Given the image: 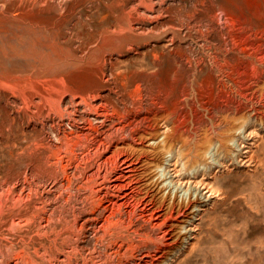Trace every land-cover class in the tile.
Listing matches in <instances>:
<instances>
[{"label": "rangeland", "instance_id": "374dc122", "mask_svg": "<svg viewBox=\"0 0 264 264\" xmlns=\"http://www.w3.org/2000/svg\"><path fill=\"white\" fill-rule=\"evenodd\" d=\"M6 80L21 85L20 89L2 87ZM30 82H42L48 91L42 88L41 93L30 95ZM58 85L62 89L61 101L56 104L60 113L55 112L56 105H50V110L41 106L42 114L37 113L41 96L45 98L48 92L57 95ZM134 87L142 93V111L135 116L137 109L130 105L129 111L122 110L127 115L124 138L117 136L105 143L128 141L137 146V158L129 160L137 165L136 175L124 187H111L109 196L118 197V202L117 194L122 191L147 196L150 176L156 171L152 166L155 153L147 142L140 147L132 137L137 132L169 133L182 160L176 156L177 170L167 175L185 181L188 172L181 169L185 161L196 165L197 179L204 178L211 188L209 197L199 188L202 209L194 207L198 213L190 219L213 240L205 243L211 244L209 259H200L201 245L190 250L184 243L171 252L167 264H214V259L220 264H264V0H0V264H27L16 259L13 250L24 242L38 246L34 232L40 228L51 235L55 207L67 218L70 209L78 212L84 190L73 189L69 197L68 189H59L60 180L66 179L52 173L56 167L50 156L53 148L63 155V164L68 162L70 149L64 148V134H80L81 140L70 145L76 157L67 172L74 184H83L96 170L100 161L93 162V155L97 150L102 158L107 154L106 146H96L114 132L119 125L117 117L110 105L105 111L113 114V127L102 115L87 113L79 94L109 92L111 101L122 108L123 94ZM26 94L30 96L27 99ZM99 101L103 99L92 103ZM86 116L97 127L92 143L84 139ZM239 126L240 131L236 130ZM206 133L215 145L222 136L235 138L230 152L222 145L216 155L221 164L212 161L213 157L209 166L200 164L198 155L207 145ZM40 135L43 156L34 145ZM85 165L88 168L83 170ZM166 165L173 167L168 161ZM202 169L203 175L199 174ZM104 172L102 166L98 181ZM38 190L41 200L32 201ZM135 203L138 208L151 205L144 199ZM85 217L90 216L84 215L79 222ZM89 227L87 224L85 241L80 244L89 248L84 247L89 254L96 248L92 254L97 257L102 247L95 243ZM63 235L58 240L64 239ZM42 250L40 245L41 261L48 264L49 255ZM85 250L83 254L88 255ZM61 251H53L60 261L64 258Z\"/></svg>", "mask_w": 264, "mask_h": 264}, {"label": "bare ground", "instance_id": "6f19581e", "mask_svg": "<svg viewBox=\"0 0 264 264\" xmlns=\"http://www.w3.org/2000/svg\"><path fill=\"white\" fill-rule=\"evenodd\" d=\"M95 63H97L96 65L101 67L98 62H95ZM223 66H224V64H223ZM222 72H225V71L222 70ZM222 76H224V75H222ZM110 77L114 79L116 76L111 74ZM41 83H31V82L29 83V85H32L29 87L30 91H31L30 95L37 93V92L41 93L42 88L45 89L46 91H48L47 86L44 85V83H42V84ZM221 84H222V82H221ZM6 86H14V87L18 86L20 89L21 85H14L10 82V80H6L3 83L2 87H6ZM59 87H60V85L55 87V91H56L57 95L53 96L50 92H48L46 94L45 98H43V96H41L40 104L37 101L38 106H39V110L37 113L42 114V112H40L41 106L42 107L45 106L47 108V110H50V105L52 107H54L56 104L57 105L59 104V101H61L60 93L62 94V89H60ZM114 91L116 92V90H114ZM21 92L24 93L23 91H21ZM130 92H132V93H130ZM140 92H141L140 88H138V87L133 89L132 91H125V94H123V96L121 98V103H123V106H124L122 108L118 107L116 105L117 103L114 104L111 101L112 97L110 96L109 92L106 94H102L99 91H93V92H87V93H80L79 94L80 102H82L85 105V107L87 109V113L89 111V112L93 113L94 116L95 115H97V116L102 115L103 118L105 119V121L111 120L110 126H112V127H113L112 124H114V122L116 120L119 123V125L115 126L113 133H111V134L108 133L109 135H106L104 140H100L98 142V145L96 146L97 149H99V146L104 145L107 147V151H106L107 154L102 158V156L99 154L100 151L99 152H98V150L96 151L95 155H93L94 156L93 162H94V160H99L100 163L97 162L98 164H97L96 170H94V172L91 176L85 177L86 181L83 184L82 183L81 184H74V181L70 177H68V175H69L68 174V172H69L68 168L70 169L72 167L71 166V163L73 162L72 160L74 157H76V155L74 154L73 148H71L70 145H71V142L73 143V142H76L78 139H80V134L77 132L75 134H73L71 132L69 134L63 133L64 134L63 144L65 146L64 148L67 147L68 149H70L69 150L70 155L68 157V162L63 164L61 162L63 155L62 154H61L62 156L60 155V153H59L60 151H57V148L55 150H53L54 149L53 148L50 151V156L55 158L54 164H56V167L54 168L55 170L52 168V170H53L52 173H58V175H61L63 177V179L64 178L66 179V181L60 180L59 189H68L67 193L69 194L68 195L69 197L73 196L72 192H71V190H73V189H76L77 191L84 190V194L82 193L83 196L79 197V199H78L79 201L77 200L78 201V204H77L78 205L77 206L78 212L76 213L74 209L73 210L70 209V211L68 212L70 217L68 216V218H67L64 214H62L60 212L61 210L59 211L58 207H55L51 211L53 214V216L51 215L52 216L51 218L54 219L53 227H52V229L50 228L51 235H48L49 233H47L43 228L35 230V232H34L35 238L34 239L36 241H38V246L35 244L30 246L28 242H24L22 246H20L19 248L16 249V251H14L15 249L13 250V248H11V250H9V251L12 252V250H13V252H15L16 259L22 258L23 262H25L27 264H29V262L31 264H44L42 262L43 261L42 260V254H40V251H39L40 245L42 246V249H43L42 252L48 253V255H49L48 264H57V263H59V264H71L72 262L74 264H167L168 263L167 259H168L169 255L171 254V252L182 247L181 245L184 243H187L185 245V247H187L190 250L196 246L201 245L200 246V251H201L200 259H203V256H204V258H208L211 255V254H209L210 253L209 248H211L210 247L211 244L206 245L205 243H209L213 239L209 236L208 233L204 234L203 229L201 227L197 226V224H193V222H191L192 220L190 219V216L192 214L198 213V212H195L194 210H192L194 207H197V209H202L201 207H199V205L201 202L200 196L203 194H202V191L200 193L199 188L203 189L204 195L207 197L210 196L209 194H210L211 188H209L210 186H208V184L204 180V178H201L200 180L197 179V177H198L197 169L198 168L197 169L195 168L196 165H191V164L187 165L185 163V161H182V168H181V169H183V171L188 172V176L185 179V181H182V180L180 181L178 178L173 180L170 176L167 175L169 171L176 172V170H177L175 168L176 162H177L176 156H179V158L182 157L181 151H177V150L174 151L173 144H172V137L169 133H163V134L162 133H160V134L159 133H154V134L150 133L149 134V132H137L135 134V136L133 135V137H132V138L138 140V143L140 142V144H141L140 147H143L142 145L144 144V142H147L146 143V144H148L147 147L149 148V146H150V148H151L149 150H153L155 153L154 157H153L154 162L152 163V166L154 167V169L156 171L154 173H152V175L150 176V179L152 180V181H150L152 186L150 185L151 190L146 191V193H148V194H146L147 196L141 197L139 192H137V191L135 192L134 190H133L134 192L133 191H129V192L122 191V194L118 193L117 196H120V198H121V200L119 202L117 200L118 197L114 199V198H111L109 196V190L111 187H124L127 184H130V182L133 181V179H134L133 176L136 175L134 171H136L137 165L135 162H133V161L130 162L129 160H130V158H132V156H135L137 154V153H135V150H137V146L135 144H133L132 142H128V141L122 142V144H116L113 142L110 144L108 143L109 146H108V144L106 145L105 142H107V141L110 142L109 140L111 138H115L117 136L119 138H121V136L123 135V131L125 130V123L127 121V115H125L124 114L125 112L123 113L122 110L129 111V108H131V107H129V105H130V106L134 107V109H137L134 111L133 115L136 116L140 112V110L142 111V109H141L142 108V96H141L142 93H140ZM121 95H122V93H121ZM25 97L27 99L30 96L28 94H26ZM96 98L97 99L98 98L103 99V101H101V102L99 101L98 104L92 103V100H94ZM32 103H33V101H32ZM150 103L154 104L155 102L150 101ZM23 105L24 106H22V107H24L26 110L25 103H23ZM109 105L111 106L112 113H114L117 117L116 120L113 119V114L111 113V111H110V113L105 111L107 106H109ZM145 109L147 110V108H145ZM57 110H58V106L56 107L55 112L60 113ZM75 110H76V108H75ZM7 114H9V113H7ZM85 118H87L85 120H88V125H87L88 130H87V133L84 134V139H86V140H88V142L92 143L93 140L95 139L94 138L95 135L93 132L97 131V127L93 126V124L91 123L92 121H90V118H88L87 116ZM143 118L146 119L147 116H143ZM83 119H84V117H83ZM13 120H14V117H13ZM147 120H148V118H147ZM10 121H11V125H12V119ZM104 123L105 122H103V124ZM6 126H7V123H6ZM240 129H241V127L239 126V127H237L236 130L240 131ZM69 131H72V130H69ZM149 131H151V130H149ZM4 138H5V136H4ZM8 138H10V137L8 136ZM35 138L36 139L34 142L36 144H34V145L37 146L36 149L38 150V153H40L41 156H43V153H42L43 138H41V135L38 136V138H37V136ZM205 138L207 140V145L198 155L201 158V159H199V160H201L200 164L204 165V166H209L211 163V162L209 163V160L212 157H213L212 161H216V162H219V164H221L220 160L216 159V155L218 153H220L219 150H220L222 145H223V149L225 152H230L231 145L235 142V138H233L232 135L225 136V137L222 136V138H219V139L216 138L219 142L218 145H215L212 143L211 137L208 133H206ZM84 142H86V141H84ZM55 146H57V145L55 144ZM86 146H87L86 150H88L90 147L89 144H86ZM178 150H180V149H178ZM102 151H104V150L102 149ZM221 151H223V150L221 149ZM18 155H19V152L15 155L16 158L18 157ZM43 158H41V160L39 161L38 167L41 165ZM83 160L85 163L88 161V159H85V158ZM118 161L121 163V167L119 166ZM166 161H168L169 165L173 166V167H169L168 165H166ZM10 163H11V161H10ZM46 165H48V164H46ZM109 165H110V167L107 168V166H109ZM86 166L87 165H85V167H83V170L88 168ZM90 166H91V164H90ZM102 166H104L105 172L102 175L103 178H102V181L100 182V181H98L97 178L100 176L99 172H100V169H102ZM124 167H126V168H124ZM81 173L83 175L84 171L83 172L81 171ZM204 173H206V172H203V169H202V171H200L199 174L203 175ZM209 173H211L210 170H209ZM175 175H176V173H175ZM122 179H123V181H124V179H126L124 181V183L120 182ZM113 180L114 181L119 180V182H117V183L111 182ZM181 185H184V187H182ZM130 186H132V185H130ZM30 190H32V189H30ZM29 192L30 191H28V193ZM33 193H34V195H37V193L35 194V192L32 191V194ZM115 194H116V192H115ZM34 195H32V196L34 197ZM112 196H114V195H112ZM41 198H42V195L39 193V190H38L37 197L33 198L32 201L34 199H37L39 201V200H41ZM27 199H29V198H27ZM143 199L145 202L149 201V203L151 205L147 206V205L143 204L141 207L138 208V206L135 205L136 204L135 201L136 202H137V200L142 201ZM15 203H13V206ZM16 205H15V207H16ZM46 210H44V211H46ZM42 213H43V211H42ZM30 214L32 215L34 213H30ZM48 215H49V213H48ZM84 215L85 216L89 215L90 217L89 218L85 217L84 220L79 222V220ZM39 216H41V215H39ZM43 217H45V216H43ZM158 219H161V220L158 221ZM29 220L30 219H28V222H29ZM43 221H44V219H43ZM186 221H189L191 225L188 226L187 224H189V223H187ZM87 224L88 225L90 224L91 231L93 232L94 237H95V243L99 244L102 247V250H100L98 252V255H97L98 258L96 256H93L94 254H92L93 252H95L96 248H93L94 251L89 254L87 252L88 250L86 251L84 249L85 245H83L82 243L80 244V242L85 241L84 232L87 229ZM43 227H44V225H43ZM62 234L65 235L64 239L61 238L60 240H58V237H61ZM187 234H189L190 235L189 238H193V240H191V239H190L191 241L188 240ZM22 239H23V237H22ZM32 241L34 242V240H32ZM44 241H47V244L43 243ZM68 246L70 247V249L64 248V247H68ZM11 247H13V246H11ZM30 247H32V250L30 249ZM93 247H95V246H93ZM98 247L99 246H97V248ZM85 248H88V247H85ZM57 250H59V251L62 250L60 253L64 255V258L61 261L59 260L57 254H53L54 253L53 251L57 252ZM84 250L86 251V254L88 253V255L83 254ZM101 254H102V256H101ZM205 254H206V256H205ZM262 254H264V253H262ZM224 256H226V255H224ZM256 257L259 258L258 256H256ZM221 258H223V257H221ZM8 259H10V257ZM79 259H80V262L78 261ZM212 260H213V258H212ZM212 260H211V262H212ZM220 260L222 262V259H220ZM205 261H206V259H205ZM216 261H217V259H216ZM216 261L214 259L215 263H217ZM223 261H224V258H223ZM202 262H203V260H202ZM242 262H244V261H242ZM237 263H239V262H237Z\"/></svg>", "mask_w": 264, "mask_h": 264}]
</instances>
